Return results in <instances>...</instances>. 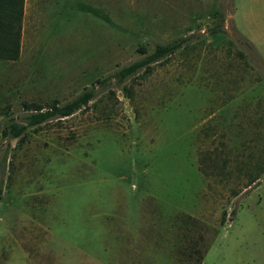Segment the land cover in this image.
<instances>
[{
    "label": "rangeland",
    "instance_id": "rangeland-1",
    "mask_svg": "<svg viewBox=\"0 0 264 264\" xmlns=\"http://www.w3.org/2000/svg\"><path fill=\"white\" fill-rule=\"evenodd\" d=\"M58 2L0 60L18 72L0 96V264H264V0ZM181 36L87 110L3 136L23 102L71 99Z\"/></svg>",
    "mask_w": 264,
    "mask_h": 264
},
{
    "label": "trees",
    "instance_id": "trees-1",
    "mask_svg": "<svg viewBox=\"0 0 264 264\" xmlns=\"http://www.w3.org/2000/svg\"><path fill=\"white\" fill-rule=\"evenodd\" d=\"M25 0H0V60L17 61L21 57V42L24 22ZM224 19L209 26L211 34L223 31ZM221 28H223L221 30ZM192 36H181L165 43H159L154 50L141 58L120 66L103 78L97 79L90 87L71 99L61 101L54 99L46 104L40 102H23L25 121L20 122L14 118L8 119L3 126V136L10 139L24 140L31 128H38L54 120H62L75 113L87 110L92 101L98 96L101 87L105 89L115 80L122 84L135 77L141 71L149 72L153 65L171 57L177 50L186 45ZM125 84V83H124ZM6 154V153H5ZM3 166L7 156H3Z\"/></svg>",
    "mask_w": 264,
    "mask_h": 264
},
{
    "label": "crops",
    "instance_id": "crops-1",
    "mask_svg": "<svg viewBox=\"0 0 264 264\" xmlns=\"http://www.w3.org/2000/svg\"><path fill=\"white\" fill-rule=\"evenodd\" d=\"M58 5H59L58 0H25L24 22H23L24 25H26L27 20L28 21L32 20L33 23H34L33 24V28L35 29V33L38 34L39 15H41L43 21H46L47 18H44V15L47 16V14H50L53 11L58 12V9H59ZM49 18H50V16H49ZM47 28H48V25L46 26L45 31H46ZM35 33H32V38L31 39H33V43L34 44H38V38L41 35H37ZM22 37H23V33H22ZM21 55H22V42H21ZM19 60H17V63L19 62ZM8 61H10V60H8ZM17 63H10V64H17ZM4 68L6 69L7 66H4L2 68V70H5ZM5 71L8 72V70H5ZM9 72H12V71H9ZM17 76H18V72H17V75H13V76L11 75L10 76V75L5 74V76L0 77V83H1L0 96H1V101L2 102L4 101V98H5V96H4L5 88L3 86V83L5 84L6 79H7L9 82L12 83L11 86H14L15 78H17Z\"/></svg>",
    "mask_w": 264,
    "mask_h": 264
}]
</instances>
